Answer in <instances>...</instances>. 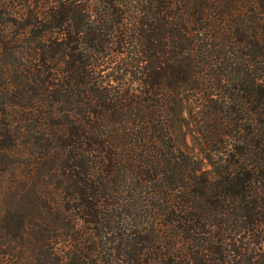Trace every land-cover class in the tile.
Instances as JSON below:
<instances>
[{"label": "trees", "instance_id": "1", "mask_svg": "<svg viewBox=\"0 0 264 264\" xmlns=\"http://www.w3.org/2000/svg\"><path fill=\"white\" fill-rule=\"evenodd\" d=\"M0 264H264V0H0Z\"/></svg>", "mask_w": 264, "mask_h": 264}, {"label": "rangeland", "instance_id": "2", "mask_svg": "<svg viewBox=\"0 0 264 264\" xmlns=\"http://www.w3.org/2000/svg\"><path fill=\"white\" fill-rule=\"evenodd\" d=\"M187 144H188V151L193 153L194 152V148H193V145H192L191 140H190L189 137L187 138Z\"/></svg>", "mask_w": 264, "mask_h": 264}]
</instances>
